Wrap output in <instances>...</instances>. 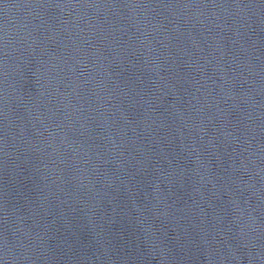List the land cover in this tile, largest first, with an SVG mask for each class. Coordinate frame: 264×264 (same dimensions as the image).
<instances>
[{"label":"water","instance_id":"water-1","mask_svg":"<svg viewBox=\"0 0 264 264\" xmlns=\"http://www.w3.org/2000/svg\"><path fill=\"white\" fill-rule=\"evenodd\" d=\"M0 264H264V0H0Z\"/></svg>","mask_w":264,"mask_h":264}]
</instances>
